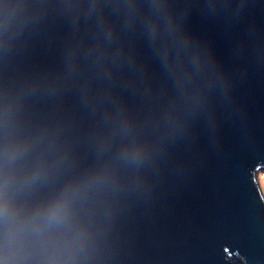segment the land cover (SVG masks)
Wrapping results in <instances>:
<instances>
[{
  "label": "water",
  "instance_id": "95a60500",
  "mask_svg": "<svg viewBox=\"0 0 264 264\" xmlns=\"http://www.w3.org/2000/svg\"><path fill=\"white\" fill-rule=\"evenodd\" d=\"M263 170L264 0H0V264H264Z\"/></svg>",
  "mask_w": 264,
  "mask_h": 264
},
{
  "label": "clouds",
  "instance_id": "9594fccd",
  "mask_svg": "<svg viewBox=\"0 0 264 264\" xmlns=\"http://www.w3.org/2000/svg\"><path fill=\"white\" fill-rule=\"evenodd\" d=\"M21 241V234L15 227L8 229L5 236L6 251L15 248L18 242Z\"/></svg>",
  "mask_w": 264,
  "mask_h": 264
},
{
  "label": "rangeland",
  "instance_id": "374dc122",
  "mask_svg": "<svg viewBox=\"0 0 264 264\" xmlns=\"http://www.w3.org/2000/svg\"><path fill=\"white\" fill-rule=\"evenodd\" d=\"M264 175V170L261 171L260 173H258L257 175V182H258V185L260 186V189L262 191V194L264 196V181L261 180V176ZM233 264H243L242 262H239V263H233Z\"/></svg>",
  "mask_w": 264,
  "mask_h": 264
},
{
  "label": "snow or ice",
  "instance_id": "6c2138e0",
  "mask_svg": "<svg viewBox=\"0 0 264 264\" xmlns=\"http://www.w3.org/2000/svg\"><path fill=\"white\" fill-rule=\"evenodd\" d=\"M261 180L264 181V175L261 176Z\"/></svg>",
  "mask_w": 264,
  "mask_h": 264
}]
</instances>
